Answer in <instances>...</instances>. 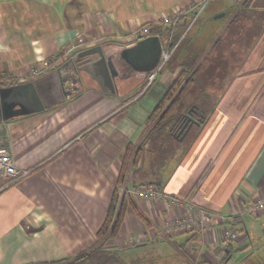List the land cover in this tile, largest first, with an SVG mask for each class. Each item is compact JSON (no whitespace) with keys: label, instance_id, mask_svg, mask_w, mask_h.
<instances>
[{"label":"crops","instance_id":"0c3cea01","mask_svg":"<svg viewBox=\"0 0 264 264\" xmlns=\"http://www.w3.org/2000/svg\"><path fill=\"white\" fill-rule=\"evenodd\" d=\"M186 1L0 0V77L27 75L41 60L53 62L76 43L82 44L79 51L104 44L111 52L131 43L119 35L143 23L159 26L153 22L159 12ZM212 18L218 24L209 48L188 51L150 84L149 74L116 56V94H107L82 70L83 82H72L74 95L66 101L0 120V147L19 169L30 170L17 180L0 171V264H68L78 257L89 263L87 254L100 243L97 231L121 185H154L217 218L167 233L164 223L175 208L160 199L134 197L140 215L127 209L119 233L102 247L119 251L120 264H229L237 246L251 247L245 216H264L245 211L264 195V0H230L211 17L204 11L197 23L204 26ZM183 24L168 34L154 33L164 49ZM247 34L255 35L251 46L244 43ZM209 55L211 69L215 58H224V64L218 61L226 69L220 81L210 80L208 70L199 71L202 62L196 65L198 57ZM233 58H242L237 69ZM191 69L196 72L183 105L200 112L202 120L190 128L186 145L188 134L181 139L166 123L155 127L160 115L153 113L176 76ZM193 88L211 90L209 97L214 88L223 92L205 101L208 94L193 98ZM225 226L239 234L228 246L221 242Z\"/></svg>","mask_w":264,"mask_h":264},{"label":"water","instance_id":"95a60500","mask_svg":"<svg viewBox=\"0 0 264 264\" xmlns=\"http://www.w3.org/2000/svg\"><path fill=\"white\" fill-rule=\"evenodd\" d=\"M164 44L157 34H150L129 44H118L115 50L107 52L104 44L94 45L78 51L59 67L47 74L22 84L0 88V120L19 115L43 111L74 95L69 82L82 83L81 71H89L98 80L107 94H116L118 70L114 58L120 56L135 70L148 75L159 64ZM189 110L186 122L176 135L183 139L193 124H200L202 117L193 116Z\"/></svg>","mask_w":264,"mask_h":264},{"label":"built area","instance_id":"2783aa9c","mask_svg":"<svg viewBox=\"0 0 264 264\" xmlns=\"http://www.w3.org/2000/svg\"><path fill=\"white\" fill-rule=\"evenodd\" d=\"M212 0H187L184 4L178 5L170 10L159 13L153 22L157 25L170 26L174 29L179 28L181 24L184 26L177 40L171 35L168 39V46L164 49L162 58L154 71L149 73L147 84L152 83L159 72L164 68L167 62L171 59L178 46L186 37L187 31L192 25L197 23L207 6ZM239 1V0H238ZM150 29L147 24H140L136 29L126 35H119L125 42H133L140 38L150 35ZM81 43H76L67 46L60 54L51 62L48 59H43L36 65L32 66L27 75L18 76L4 74L0 77V88L4 86H12L24 83L30 79L40 77L51 70L60 61H65L72 56L73 53L81 48ZM0 171L5 177L11 180H17L29 174L30 170H21L14 163L10 153L6 148L0 147ZM122 194H131L138 199H160L163 200L170 209L175 208L176 212L172 218L167 219L164 223V229L167 233H177L180 231L192 230L197 227H202L205 222L212 218H217L212 213H209L204 208L198 206L192 201H188L182 196L166 193L154 185L127 187L123 185L120 188ZM245 211L247 213L257 214L264 213V195H259L256 199L250 201ZM229 219L232 220L230 217ZM239 234L231 226H225L221 233V242L224 245H229L237 240Z\"/></svg>","mask_w":264,"mask_h":264},{"label":"rangeland","instance_id":"374dc122","mask_svg":"<svg viewBox=\"0 0 264 264\" xmlns=\"http://www.w3.org/2000/svg\"><path fill=\"white\" fill-rule=\"evenodd\" d=\"M229 4H230V0H212L209 3V5L207 6L205 11L211 17L213 11H215L216 9L222 10L225 8L226 5L228 6ZM162 12H165V11H162ZM162 12H159V13H162ZM217 21H222V20L218 19ZM214 22H215V20H213V18H212V19H210L208 24H205L204 26L199 25V23H195L194 25H192L191 28L186 33L185 40L182 42V44H180L178 46L177 50L174 52V54L172 55L169 62L164 67L162 73L165 72L170 65H176L177 60H180L181 58H183L188 53V51H192V50L202 51L205 48L206 49L209 48L211 43L209 44V46H208V43L211 41V36L212 37L214 36L213 33L216 32V28H217V24H218L217 22L216 23H214ZM224 30H225V28L224 29L221 28L219 30V33L221 34ZM196 34H197V38H199L197 41L195 40ZM222 40L223 39L221 38V43L219 45H221L223 43ZM254 40H255V35L247 34V36L244 40V43L246 45L251 46L254 44ZM193 41H195L194 44H193ZM78 51H76L75 53H77ZM209 59H212V57L210 55L207 56L205 59H204V57H202V58L198 57V60H197L198 63L196 62V65H198L200 62H202L201 69H199V71L203 72V71L208 70L207 75L210 78V80H212V81L219 80L220 81L222 79V77L225 75L226 69L218 66V63H219L218 61H221L222 64H224V61H223L224 58H222V57L221 58H215L213 61L214 66L212 69L206 67V62ZM241 60H242V58H233V62L231 64L233 66V68L237 69L238 64L240 63ZM215 61H217V62H215ZM196 65L194 67H196ZM191 71H192V69H191ZM229 71H230V69H229ZM31 80H33V79H30L28 81H31ZM28 81H25V82H28ZM4 87H9V86H4ZM178 88L176 89V91H174V95L172 97H174L176 95V93H178V91H179ZM218 89L219 88H217V89L214 88V95H211L209 97L210 93H212L211 90L208 91L205 89V91L204 90L199 91L198 89L193 88V90H194L193 98H196L199 93H201V94L207 93L208 96L205 97V101H208L210 98L216 100V99H218L219 94L223 92V89L222 90L221 89L218 90ZM168 102H170V101H168ZM168 102L165 103L164 108H166L168 106ZM205 105L208 107L207 104H205ZM190 108H192V107H190ZM188 132H187V134H188ZM191 136H192V131L187 135V137L184 141L186 145H188V142H189ZM122 187H123V185H121L118 188V194L120 196L124 195L121 193L122 191H120V188H122ZM244 221L246 222V227H247V229L250 233V237L252 239V242L250 244L251 247L248 249L247 248L240 249V247L237 246L233 252V255L230 259L231 262L229 264H252L253 262H254L253 264H264V216L255 217L252 215H246ZM105 244H106V242L102 245V247H104ZM115 253H117L116 255L118 257L121 256L119 251H116ZM246 258H249L246 260L247 262L245 261ZM93 260H90L89 263H86V264H99L98 262H100V260H98V258L93 259ZM79 261L77 263H74V264H79ZM100 263L104 264L103 262H100ZM59 264H61V263H59ZM62 264H65V263H62ZM68 264H73V263L69 262ZM81 264H83V263H81ZM108 264H114V262H112L110 260Z\"/></svg>","mask_w":264,"mask_h":264},{"label":"trees","instance_id":"16d2710c","mask_svg":"<svg viewBox=\"0 0 264 264\" xmlns=\"http://www.w3.org/2000/svg\"><path fill=\"white\" fill-rule=\"evenodd\" d=\"M244 1H249V0H244ZM146 24L149 26L151 34L159 33L162 35L165 32L168 34L174 30V28L170 26H163V25L155 26L153 23L150 22ZM152 26L155 27L152 28ZM179 36H180V32H177L175 36V40H177ZM195 72L196 69H194L193 71L182 70L176 76L174 83L171 85V88L168 90L165 97L159 102L156 109L154 110L153 113L154 118L157 117L158 114L160 115V117L155 122V127H158L159 125L166 123L170 125V129L173 134L177 135L179 133L183 125L182 120L185 119L184 118L185 113L187 112V109H185V106L183 105V99L185 96V92L188 90V88L192 85L194 81ZM184 79L186 81L182 85L181 83ZM179 86L181 87L178 89L179 90L178 93H176V95L172 97L174 95V91H176V89ZM166 102H168V106L164 108ZM141 152H142V147H139L134 154V159H133L134 165L138 162ZM122 177L123 174H121L120 179H122ZM129 208H132L137 214L140 215L141 212L138 209L137 204L134 201V197L131 194H124L120 196L118 194V190L115 191L113 198L110 202L104 223L97 231V237L100 243L94 249L91 250V253L87 254L90 256L91 260L98 258V260H100V262H103L104 264H108L110 260L114 262V264L121 263L120 257L116 255L117 253H113V251L111 250H106V249L103 250L102 245L105 243L106 240L116 236L119 233L124 222L126 211ZM78 261L79 264H81L82 257H78L70 262L74 264L77 263ZM100 262L98 263L101 264Z\"/></svg>","mask_w":264,"mask_h":264},{"label":"flooded vegetation","instance_id":"af4514ba","mask_svg":"<svg viewBox=\"0 0 264 264\" xmlns=\"http://www.w3.org/2000/svg\"><path fill=\"white\" fill-rule=\"evenodd\" d=\"M74 85L72 84V82H69V83H67L66 84V87L67 88H69V87H73ZM73 90H74V88H72ZM192 111L193 112H190L193 116H199V115H201L198 111H196V110H194V109H192ZM189 112V110L186 112V113H188ZM185 113V114H186ZM185 118V117H184ZM182 122H183V124L186 122V118L184 119V120H182ZM183 126V125H182Z\"/></svg>","mask_w":264,"mask_h":264}]
</instances>
